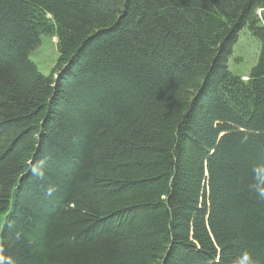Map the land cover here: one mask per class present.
<instances>
[{
  "label": "trees",
  "instance_id": "16d2710c",
  "mask_svg": "<svg viewBox=\"0 0 264 264\" xmlns=\"http://www.w3.org/2000/svg\"><path fill=\"white\" fill-rule=\"evenodd\" d=\"M0 264H264V0H0Z\"/></svg>",
  "mask_w": 264,
  "mask_h": 264
},
{
  "label": "rangeland",
  "instance_id": "374dc122",
  "mask_svg": "<svg viewBox=\"0 0 264 264\" xmlns=\"http://www.w3.org/2000/svg\"><path fill=\"white\" fill-rule=\"evenodd\" d=\"M239 35L228 65L230 70L246 78L257 62L260 42L248 27H244ZM30 57L44 74L51 73L59 57L57 38L47 33L42 34L40 45L32 51Z\"/></svg>",
  "mask_w": 264,
  "mask_h": 264
}]
</instances>
